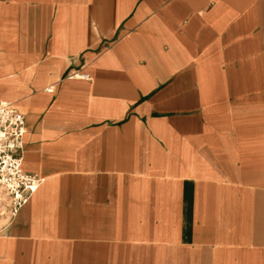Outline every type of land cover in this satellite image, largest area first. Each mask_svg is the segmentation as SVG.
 Segmentation results:
<instances>
[{"label": "crops", "instance_id": "0c3cea01", "mask_svg": "<svg viewBox=\"0 0 264 264\" xmlns=\"http://www.w3.org/2000/svg\"><path fill=\"white\" fill-rule=\"evenodd\" d=\"M0 102V264H264V0H0Z\"/></svg>", "mask_w": 264, "mask_h": 264}, {"label": "built area", "instance_id": "2783aa9c", "mask_svg": "<svg viewBox=\"0 0 264 264\" xmlns=\"http://www.w3.org/2000/svg\"><path fill=\"white\" fill-rule=\"evenodd\" d=\"M25 133V115L11 103L0 102V215L6 221L16 215L41 181L21 167Z\"/></svg>", "mask_w": 264, "mask_h": 264}, {"label": "bare ground", "instance_id": "6f19581e", "mask_svg": "<svg viewBox=\"0 0 264 264\" xmlns=\"http://www.w3.org/2000/svg\"><path fill=\"white\" fill-rule=\"evenodd\" d=\"M2 211H3V209L0 208V214L2 213ZM0 217H3V219H6L4 216H1V215H0Z\"/></svg>", "mask_w": 264, "mask_h": 264}, {"label": "rangeland", "instance_id": "374dc122", "mask_svg": "<svg viewBox=\"0 0 264 264\" xmlns=\"http://www.w3.org/2000/svg\"><path fill=\"white\" fill-rule=\"evenodd\" d=\"M3 220V217H0V221ZM2 222V221H1Z\"/></svg>", "mask_w": 264, "mask_h": 264}]
</instances>
